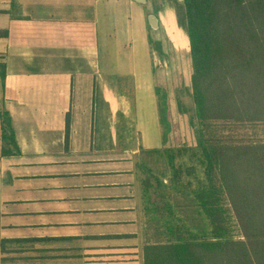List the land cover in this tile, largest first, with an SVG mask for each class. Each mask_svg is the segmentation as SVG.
I'll return each instance as SVG.
<instances>
[{
  "label": "crops",
  "instance_id": "obj_1",
  "mask_svg": "<svg viewBox=\"0 0 264 264\" xmlns=\"http://www.w3.org/2000/svg\"><path fill=\"white\" fill-rule=\"evenodd\" d=\"M146 1L0 0L5 106L20 150L3 155L0 119V264H146L159 245L137 160L142 148L170 142L160 122L161 146L144 138L125 90L138 76L109 68L126 64L110 57L121 3L158 25L166 8L185 9L181 0Z\"/></svg>",
  "mask_w": 264,
  "mask_h": 264
},
{
  "label": "trees",
  "instance_id": "obj_2",
  "mask_svg": "<svg viewBox=\"0 0 264 264\" xmlns=\"http://www.w3.org/2000/svg\"><path fill=\"white\" fill-rule=\"evenodd\" d=\"M183 4L197 144L141 149L147 230L159 244L146 264H264V0ZM6 77L0 62L3 155L14 156L20 150L5 106ZM70 122L68 115L67 139ZM247 129L254 140L226 133ZM147 155L165 158L168 169L154 171ZM189 155L191 166L180 162Z\"/></svg>",
  "mask_w": 264,
  "mask_h": 264
},
{
  "label": "rangeland",
  "instance_id": "obj_3",
  "mask_svg": "<svg viewBox=\"0 0 264 264\" xmlns=\"http://www.w3.org/2000/svg\"><path fill=\"white\" fill-rule=\"evenodd\" d=\"M129 5L127 2L119 5L125 23L116 33L117 41L110 45V57H120L126 60V64L119 63L109 68L113 72L131 74L130 77L138 76L137 81L133 78L127 80L129 85L125 90L131 95L135 106L132 117L138 115L141 132L144 138L151 137L153 147L161 146L158 122L163 135L170 142L169 147H195L199 122L192 96L193 68L185 9L181 7L174 12L166 8L162 23L153 28L149 21L150 15L142 16L138 14V5L135 12ZM108 23L102 24L100 34L105 65L109 59L107 30L112 29ZM226 133L240 139L254 140L251 129ZM189 159L190 155L182 157L180 162L191 166ZM144 160L154 171L164 172L167 168L166 159L161 156L147 155ZM233 227L234 235L239 239L241 233L236 222Z\"/></svg>",
  "mask_w": 264,
  "mask_h": 264
},
{
  "label": "water",
  "instance_id": "obj_4",
  "mask_svg": "<svg viewBox=\"0 0 264 264\" xmlns=\"http://www.w3.org/2000/svg\"><path fill=\"white\" fill-rule=\"evenodd\" d=\"M136 1H138V3H146L147 2L146 0H136ZM181 1L183 2L184 0H181ZM149 21H150V24L152 25L153 28L155 26L158 27V20L154 15L149 16Z\"/></svg>",
  "mask_w": 264,
  "mask_h": 264
}]
</instances>
